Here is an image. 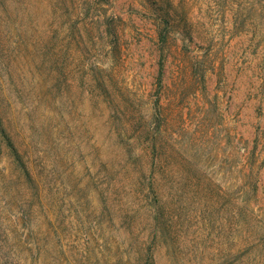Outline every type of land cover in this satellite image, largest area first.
Segmentation results:
<instances>
[{"label": "rangeland", "instance_id": "1", "mask_svg": "<svg viewBox=\"0 0 264 264\" xmlns=\"http://www.w3.org/2000/svg\"><path fill=\"white\" fill-rule=\"evenodd\" d=\"M0 264H264V0H0Z\"/></svg>", "mask_w": 264, "mask_h": 264}]
</instances>
